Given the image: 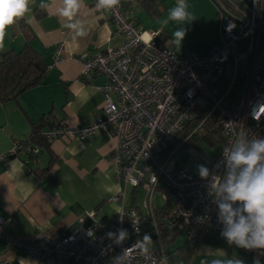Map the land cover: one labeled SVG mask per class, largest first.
Here are the masks:
<instances>
[{"label":"built area","instance_id":"1","mask_svg":"<svg viewBox=\"0 0 264 264\" xmlns=\"http://www.w3.org/2000/svg\"><path fill=\"white\" fill-rule=\"evenodd\" d=\"M213 1L220 21L219 37L206 54H184L157 42L160 30L140 27L122 3L103 7L123 41L104 52L76 57L84 80L96 75L105 78L100 86L104 97L100 114L75 126L60 121L41 136L49 143L57 137L83 139L98 130L110 131L116 139L112 154L115 178L124 186L145 190V213L134 206L121 208L109 227L100 225L91 214L89 225H79L65 236L9 239L13 246L45 264H168L153 204L157 191L162 205L168 207L165 217L183 234L192 252L206 234L223 231L212 185L226 178L224 150L239 139L264 138V0ZM61 49V44L54 49V64L61 59ZM239 75L243 82L236 96ZM198 116L201 119L191 134L213 116L223 137L217 153L207 161L206 178L178 166L185 140L169 148L183 127ZM21 147V141H13L0 161L17 155ZM21 149L30 156L40 151L37 145ZM124 194L122 189L119 196ZM148 221L153 237L140 228ZM4 223L0 216V237ZM120 229L127 235L117 243ZM145 235L151 238L146 244ZM244 252L250 255L253 251Z\"/></svg>","mask_w":264,"mask_h":264},{"label":"crops","instance_id":"2","mask_svg":"<svg viewBox=\"0 0 264 264\" xmlns=\"http://www.w3.org/2000/svg\"><path fill=\"white\" fill-rule=\"evenodd\" d=\"M151 1L158 4L159 14L166 18L169 8L177 3V0ZM149 2L120 0L140 27L160 30L157 42L184 54L188 48L206 54L216 44L219 16L213 0H187L194 19L184 24L174 21L175 25L166 30L164 21L159 25L152 23L150 17L157 16ZM76 3L71 14L64 15L65 0H30L29 11L7 30L0 52L19 51L31 42L44 61L46 72L40 84L12 99L0 100V155L10 150L13 141L29 138L33 123L41 117L45 119L42 133L60 121L75 126L100 114L104 104L100 86L105 78L96 75L84 80L80 73L82 64L76 57L118 46L123 35L108 21V12L97 6L99 0H76ZM178 28L187 30L180 48L172 42V33ZM81 32L85 34L80 35ZM59 44L61 59L54 64L52 55ZM237 81L241 88L243 76H238ZM45 144L39 146L35 156L24 154L21 147L17 155L0 161V216L5 218L0 264H45L13 246L9 239L35 234L62 237L79 225H89L91 214L100 225L109 227L121 208H139L138 189L124 186L115 178L112 154L116 139L110 131L98 130L83 139L57 137ZM122 189L124 197L119 196ZM112 197L117 199L110 201ZM164 248L168 264H211L214 259H241L244 264L259 259L264 264V255L256 250L247 255L242 248L229 245L221 232L206 234L194 252L180 232Z\"/></svg>","mask_w":264,"mask_h":264},{"label":"clouds","instance_id":"3","mask_svg":"<svg viewBox=\"0 0 264 264\" xmlns=\"http://www.w3.org/2000/svg\"><path fill=\"white\" fill-rule=\"evenodd\" d=\"M29 3L30 0H0V50H3L7 30L29 11ZM65 3L67 8L63 14L70 15L77 6L76 0H65ZM119 3L120 0H99L97 6L111 9ZM188 9L187 0H177L176 5L169 8L164 25L169 21L179 24L192 21L194 18ZM186 32V28H178L172 33V42L177 48L182 45ZM224 152L228 168L226 178L212 185L218 198L219 220L224 225L221 236L229 245L264 255V138L239 139ZM198 172L201 178L209 176L208 168L203 165ZM113 235L108 233L109 237ZM126 235V230H118L117 243L124 241ZM150 240L148 235L143 237L144 244ZM120 259L117 257L118 261ZM211 264H244V261L214 259ZM253 264H260L259 259H254Z\"/></svg>","mask_w":264,"mask_h":264},{"label":"trees","instance_id":"4","mask_svg":"<svg viewBox=\"0 0 264 264\" xmlns=\"http://www.w3.org/2000/svg\"><path fill=\"white\" fill-rule=\"evenodd\" d=\"M140 2L147 0H139ZM149 6L154 8V16L159 15L160 11L158 4L149 0ZM125 3H123L124 5ZM46 65L39 54L33 47L31 42L25 43L19 51L6 49L0 52V100H8L14 98L19 93L40 84L45 77ZM201 116L186 124L183 129L176 135L174 143L185 140L182 146H186L194 140L204 139L209 146L216 145L217 147L222 142V133L220 127L215 122L213 116H209L202 124L201 128L192 133V130L197 126ZM45 119L41 117L33 123V131L29 138L21 141V146L36 143L38 146H45L46 142L41 136L40 130L43 127ZM168 212V207L164 204L155 209V217L158 223V233L162 245L165 247L171 244L179 232L171 225L170 221L165 217Z\"/></svg>","mask_w":264,"mask_h":264},{"label":"rangeland","instance_id":"5","mask_svg":"<svg viewBox=\"0 0 264 264\" xmlns=\"http://www.w3.org/2000/svg\"><path fill=\"white\" fill-rule=\"evenodd\" d=\"M217 1H219L220 4H223V2L221 0H217ZM165 18L166 17L163 14L157 15V18L156 17L155 18L150 17L152 23H157L158 25L162 24V22L165 20ZM218 21H219V17H218ZM172 24H174V21L169 22L168 25L166 26V28H164V29L166 30ZM186 38H187V36H185L183 42L185 41ZM189 49L190 48H188V50H186V53L191 52V50H189ZM239 78H240V75H239ZM234 93L236 94V96H239L241 94V88L239 86V81H237V83L235 85ZM220 144H219V146H220ZM217 150H218V147L216 145L209 146L205 142V140L202 138L194 140V142H192L186 146L180 147V151H179L180 152V159L178 162V166L179 167L187 166V167H189V169L191 171L198 174L199 173L198 172L199 166L203 165L205 167H208L207 161L211 160L215 156V154L217 153ZM137 194H138L137 203L139 206V208L138 207L137 208L139 209V211L142 214H144L145 213V205H144L145 190L143 188H139L137 191ZM153 204L156 207H160L163 204V199L159 196L158 191L155 193V195L153 197Z\"/></svg>","mask_w":264,"mask_h":264},{"label":"water","instance_id":"6","mask_svg":"<svg viewBox=\"0 0 264 264\" xmlns=\"http://www.w3.org/2000/svg\"><path fill=\"white\" fill-rule=\"evenodd\" d=\"M140 228H141V231L143 233H149V236L150 237H153V232L151 231L152 230V223L151 222H144L140 225Z\"/></svg>","mask_w":264,"mask_h":264}]
</instances>
